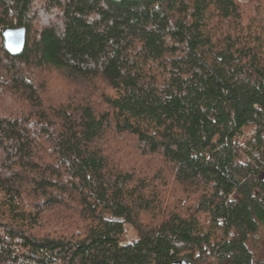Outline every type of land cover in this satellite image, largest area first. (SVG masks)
I'll return each mask as SVG.
<instances>
[{
  "label": "trees",
  "instance_id": "trees-1",
  "mask_svg": "<svg viewBox=\"0 0 264 264\" xmlns=\"http://www.w3.org/2000/svg\"><path fill=\"white\" fill-rule=\"evenodd\" d=\"M262 230L264 0H0V264H264Z\"/></svg>",
  "mask_w": 264,
  "mask_h": 264
},
{
  "label": "water",
  "instance_id": "water-1",
  "mask_svg": "<svg viewBox=\"0 0 264 264\" xmlns=\"http://www.w3.org/2000/svg\"><path fill=\"white\" fill-rule=\"evenodd\" d=\"M122 1V0H116ZM136 1V0H128ZM4 46L8 54L18 57L23 54L27 44V29L25 27L7 29L3 33ZM172 264H192L190 262L179 260Z\"/></svg>",
  "mask_w": 264,
  "mask_h": 264
},
{
  "label": "rangeland",
  "instance_id": "rangeland-1",
  "mask_svg": "<svg viewBox=\"0 0 264 264\" xmlns=\"http://www.w3.org/2000/svg\"><path fill=\"white\" fill-rule=\"evenodd\" d=\"M247 135L249 136L251 134H247ZM128 237L129 238H128L127 243H131V241L135 237V233L131 228H128ZM258 248H259V250L264 249V230H262L260 235H259Z\"/></svg>",
  "mask_w": 264,
  "mask_h": 264
}]
</instances>
